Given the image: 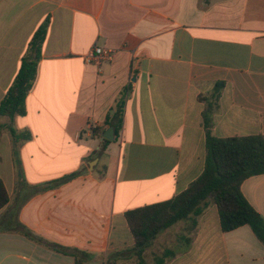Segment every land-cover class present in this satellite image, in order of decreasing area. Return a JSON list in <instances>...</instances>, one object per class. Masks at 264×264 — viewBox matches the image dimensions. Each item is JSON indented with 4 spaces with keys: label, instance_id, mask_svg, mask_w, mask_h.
Instances as JSON below:
<instances>
[{
    "label": "crops",
    "instance_id": "1",
    "mask_svg": "<svg viewBox=\"0 0 264 264\" xmlns=\"http://www.w3.org/2000/svg\"><path fill=\"white\" fill-rule=\"evenodd\" d=\"M46 18L26 113L11 122L30 134L18 166L0 117V264L74 263L22 227L82 264H264L250 226L223 232L213 204L140 250L124 216L201 174L208 104L212 135H264V0H0V101ZM93 45L113 58L86 62ZM240 190L264 219V174Z\"/></svg>",
    "mask_w": 264,
    "mask_h": 264
},
{
    "label": "trees",
    "instance_id": "2",
    "mask_svg": "<svg viewBox=\"0 0 264 264\" xmlns=\"http://www.w3.org/2000/svg\"><path fill=\"white\" fill-rule=\"evenodd\" d=\"M48 23L49 20L46 18L33 33L21 59L18 72L0 101V117L8 120L5 129L11 137L13 159L17 166L18 143L28 140L30 134L17 132L11 126V122L14 117L26 113L25 99L36 77ZM219 85L221 83L215 84L217 87ZM121 107L122 100H120L116 110L119 116ZM210 113L211 105L208 104L203 113L206 127V159L201 174L185 190L169 200L126 211L124 216L137 249L140 250L158 233L179 221L190 218L194 226L196 224L195 218L201 215L211 204L217 208L220 228L223 232L248 225L264 245V219L247 202L240 190L241 183L245 179L264 174V135L216 137L212 135L209 129ZM103 141L105 145L108 143V141ZM7 202L8 196L0 180V208ZM20 231L29 238L45 243L47 247L72 255L74 257L73 264H82L83 259L78 258L77 255L84 253L75 249H65L57 244L37 238L24 227ZM167 254L169 256L173 253L168 250Z\"/></svg>",
    "mask_w": 264,
    "mask_h": 264
},
{
    "label": "built area",
    "instance_id": "3",
    "mask_svg": "<svg viewBox=\"0 0 264 264\" xmlns=\"http://www.w3.org/2000/svg\"><path fill=\"white\" fill-rule=\"evenodd\" d=\"M114 54V49L93 45V47L85 55V61L88 63L100 64L103 61H110Z\"/></svg>",
    "mask_w": 264,
    "mask_h": 264
},
{
    "label": "water",
    "instance_id": "4",
    "mask_svg": "<svg viewBox=\"0 0 264 264\" xmlns=\"http://www.w3.org/2000/svg\"><path fill=\"white\" fill-rule=\"evenodd\" d=\"M102 138L104 140H107V141H112L114 139L113 137V130L112 128H108L103 134H102Z\"/></svg>",
    "mask_w": 264,
    "mask_h": 264
},
{
    "label": "rangeland",
    "instance_id": "5",
    "mask_svg": "<svg viewBox=\"0 0 264 264\" xmlns=\"http://www.w3.org/2000/svg\"><path fill=\"white\" fill-rule=\"evenodd\" d=\"M102 147H104V145Z\"/></svg>",
    "mask_w": 264,
    "mask_h": 264
}]
</instances>
